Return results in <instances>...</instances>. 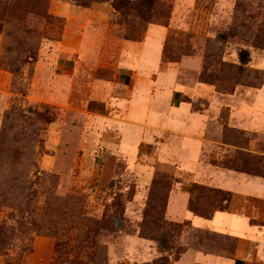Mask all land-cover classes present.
Returning <instances> with one entry per match:
<instances>
[{"label":"rangeland","instance_id":"1","mask_svg":"<svg viewBox=\"0 0 264 264\" xmlns=\"http://www.w3.org/2000/svg\"><path fill=\"white\" fill-rule=\"evenodd\" d=\"M80 1L0 0V264H172L186 247L231 257L234 239L166 214L180 183L209 212L232 196L160 158L167 135L143 109L187 102L206 115L203 161L264 176V126H241L264 106V0Z\"/></svg>","mask_w":264,"mask_h":264},{"label":"crops","instance_id":"2","mask_svg":"<svg viewBox=\"0 0 264 264\" xmlns=\"http://www.w3.org/2000/svg\"><path fill=\"white\" fill-rule=\"evenodd\" d=\"M159 31L158 27H149L147 34ZM145 39L141 42L143 46ZM158 53L159 50L157 55ZM138 66L141 70L152 69V65H149L147 60ZM126 69L132 68L126 66ZM212 91L210 86L197 87L200 95L212 96ZM172 105L169 113L153 111L154 114L149 110L148 105L143 109L142 119L147 120L146 123L151 125L159 124L161 131L163 130L167 135L166 141L161 146L160 158L179 164L180 169L190 173L192 182L230 192L232 204L227 209L214 211L210 217L198 215L188 208L190 197L188 185L180 183L169 195L166 214L175 221L189 222L193 228L206 229L236 241L231 257L205 252L196 247H186L173 263L182 261L191 254L190 264H209L210 262L212 264H264V208L257 205L264 203V176L219 167L203 161L201 140L206 115L192 111L187 102H174ZM262 111L264 106L258 102L254 103V107L242 115L241 126L248 129L264 126ZM259 113L262 114L263 120L257 117Z\"/></svg>","mask_w":264,"mask_h":264},{"label":"trees","instance_id":"3","mask_svg":"<svg viewBox=\"0 0 264 264\" xmlns=\"http://www.w3.org/2000/svg\"><path fill=\"white\" fill-rule=\"evenodd\" d=\"M96 2V1H100V2H103V1H106V0H81L80 2H78L79 5H83V6H89L92 2ZM142 3L146 4L147 7L149 8H153V7H156L157 4H160L157 0H140ZM114 4V7L116 9L120 8L123 6L122 4V1L121 0H114L113 2ZM248 60V55L246 57V59L242 60V62H246ZM12 72H15V70H12ZM195 187L196 189H202L204 188L203 186H193ZM166 190V191H165ZM212 194H216V193H220L222 192V190L220 189H209ZM168 191H169V187L167 189H165L163 187V190L162 189H156V192H155V196H156V199H155V205L153 206V209H154V212H156L158 214V217L159 219L163 220L164 219V210L166 208V204H167V199H168ZM227 194L231 195L230 192H226ZM188 208L198 214V215H201V216H204V217H210L212 215V213L216 210H223L225 208H218V209H215L211 212H209L207 210L208 207L204 206V207H199L198 205H196V203L194 202L193 198H191V196L189 197L188 199ZM148 213H150L148 210L145 211V215L148 216ZM155 223V222H154ZM185 251L182 250L180 251V254L183 253ZM180 257V255H178L177 259Z\"/></svg>","mask_w":264,"mask_h":264}]
</instances>
